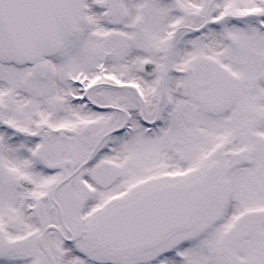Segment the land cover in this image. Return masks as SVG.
I'll list each match as a JSON object with an SVG mask.
<instances>
[{"label":"snow or ice","instance_id":"obj_1","mask_svg":"<svg viewBox=\"0 0 264 264\" xmlns=\"http://www.w3.org/2000/svg\"><path fill=\"white\" fill-rule=\"evenodd\" d=\"M0 264H264V0H0Z\"/></svg>","mask_w":264,"mask_h":264}]
</instances>
